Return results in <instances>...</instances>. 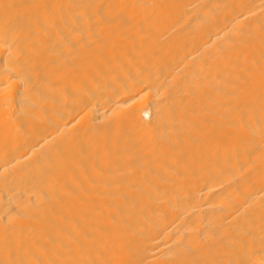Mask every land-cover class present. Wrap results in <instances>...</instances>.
I'll return each instance as SVG.
<instances>
[{
	"label": "bare ground",
	"instance_id": "bare-ground-1",
	"mask_svg": "<svg viewBox=\"0 0 264 264\" xmlns=\"http://www.w3.org/2000/svg\"><path fill=\"white\" fill-rule=\"evenodd\" d=\"M0 264H264V0H0Z\"/></svg>",
	"mask_w": 264,
	"mask_h": 264
}]
</instances>
